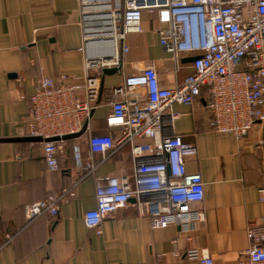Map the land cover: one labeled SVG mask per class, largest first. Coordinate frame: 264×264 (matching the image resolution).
<instances>
[{
	"label": "crops",
	"instance_id": "crops-1",
	"mask_svg": "<svg viewBox=\"0 0 264 264\" xmlns=\"http://www.w3.org/2000/svg\"><path fill=\"white\" fill-rule=\"evenodd\" d=\"M81 19L79 0H0V138L26 136L29 102L20 96H29L41 78L66 74L79 86L89 73L97 74L100 83L102 69H86L85 56L92 50L83 48ZM142 26L141 33L126 35L128 50L120 52L119 69L105 76L102 93L98 90L90 103L87 129L65 139L57 172L47 170L39 141H0V264H198L185 256V250L196 247L209 251L214 264H236L242 257L249 243L248 222L264 219L258 193L264 186L263 126L253 127L242 141L217 134L203 96L192 106L172 103L168 112L175 116L165 118L168 134H179L195 147L185 167L201 174L204 196L197 206L204 220L193 230L185 225L152 228L130 198L102 219L99 235L83 221L84 212L96 207L97 176L127 177L133 183L131 143L105 155L89 147L91 136L117 139L121 133L105 123L112 89L148 65L166 88L190 72L186 57L177 61L158 41L156 13L143 12ZM77 92L87 97L83 88ZM75 176L81 178L76 197L62 202L57 215L27 221L25 206L69 187Z\"/></svg>",
	"mask_w": 264,
	"mask_h": 264
},
{
	"label": "built area",
	"instance_id": "built-area-1",
	"mask_svg": "<svg viewBox=\"0 0 264 264\" xmlns=\"http://www.w3.org/2000/svg\"><path fill=\"white\" fill-rule=\"evenodd\" d=\"M83 27V48L87 70L110 68L126 53L123 41L128 33H141L143 12L156 13L161 25L158 41L179 61L197 56L189 74L172 87L159 84L156 69L145 66L128 75L123 84L112 89L105 118L108 127H119L120 135L97 134L89 140L93 153H113L116 147L131 143L136 159L133 183L127 177L97 176L94 209L86 210L83 221L101 233L102 219L135 199L139 212L150 220L152 228L185 225L191 230L204 220V186L201 174L189 173L186 158L195 147L179 134H168L166 116L172 103L192 106L199 97L209 114V125L217 134H230L241 140L255 126L264 124V0H79ZM122 45L120 47V43ZM188 52V54H182ZM82 84L68 75L58 79L41 78L29 96L30 115L26 136H37L47 170H59L58 154L65 134L80 132L99 90L97 74L85 75ZM83 88L87 97H78ZM146 90L141 93V88ZM152 143H136L137 139ZM264 142V141H263ZM75 176L69 187L50 193L44 199L25 206V217L32 221L42 214L57 215L60 204L76 197ZM264 201V186L259 187ZM249 240L236 264H264V219L249 221ZM185 256L198 264H214L204 248H189Z\"/></svg>",
	"mask_w": 264,
	"mask_h": 264
},
{
	"label": "water",
	"instance_id": "water-1",
	"mask_svg": "<svg viewBox=\"0 0 264 264\" xmlns=\"http://www.w3.org/2000/svg\"><path fill=\"white\" fill-rule=\"evenodd\" d=\"M198 57L197 56H191V57H186L185 58V61L187 62H190L191 61H194L195 59H197ZM119 68L116 67V66H112L111 68H102L101 72H102V76H101V80H100V85H99V93L101 94L102 93V89H103V83H104V78L105 76H111V74H114L117 72ZM100 98V97H99ZM100 99H98L99 101ZM92 115V111L90 112L89 114V117H91ZM88 118L84 121V125L82 127V129L80 130V132L76 133V134H65L64 136H62L61 138L55 136V137H48V139H45L44 141H48V140H59V139H71V138H75V137H78L80 136V134H82L88 127ZM262 136L264 138V124H263V127H262ZM0 141H3V142H15V141H26V142H31V141H41V138L40 137H37V136H31V137H28V136H24V137H18V136H15L13 138H0ZM262 152L264 153V144H263V147H262Z\"/></svg>",
	"mask_w": 264,
	"mask_h": 264
}]
</instances>
